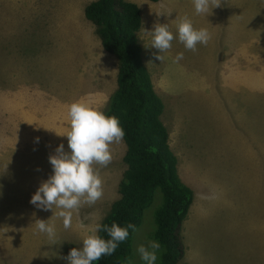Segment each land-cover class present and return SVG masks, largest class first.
<instances>
[{"label": "rangeland", "instance_id": "obj_1", "mask_svg": "<svg viewBox=\"0 0 264 264\" xmlns=\"http://www.w3.org/2000/svg\"><path fill=\"white\" fill-rule=\"evenodd\" d=\"M91 1L0 0V264H68L70 250L119 197L124 140L100 168L103 197L74 213L71 228L30 203L52 174L49 156L61 143L68 150L57 134L69 130L61 102L84 94L103 109L116 87V58L84 16ZM130 1L141 8L142 61L164 100L179 176L194 191L178 264H264V0H223L208 17L195 13L192 0ZM184 16L206 27L210 41L193 52L174 40L165 60H156L146 30L169 23L175 32ZM180 52L184 59L174 63ZM160 194L145 208L125 264H144L137 249L155 240ZM36 219L55 222V240L36 230Z\"/></svg>", "mask_w": 264, "mask_h": 264}, {"label": "trees", "instance_id": "obj_2", "mask_svg": "<svg viewBox=\"0 0 264 264\" xmlns=\"http://www.w3.org/2000/svg\"><path fill=\"white\" fill-rule=\"evenodd\" d=\"M157 2L160 0H150ZM84 16L95 26L102 48L116 58V87L103 110L116 116L125 130L126 165L114 200L101 224L137 226L156 189L161 203L154 213L153 238L163 251L157 264H178L183 255L180 225L193 203V190L180 178L178 159L169 144L163 122L165 104L156 93L150 73L142 61L138 33L142 27L139 6L130 0H93ZM110 256L95 264H125L131 252L134 231ZM106 239L107 234L100 233Z\"/></svg>", "mask_w": 264, "mask_h": 264}, {"label": "clouds", "instance_id": "obj_3", "mask_svg": "<svg viewBox=\"0 0 264 264\" xmlns=\"http://www.w3.org/2000/svg\"><path fill=\"white\" fill-rule=\"evenodd\" d=\"M222 2L223 0H192L195 13L207 17L213 13V9L221 7ZM170 13L171 11L166 14ZM146 31L150 34V43L145 46L158 50L153 55L160 62L165 60V54L173 47L174 40L183 44L185 49L195 52L198 45L206 46L211 39L210 31L206 27H196L188 16L179 20L175 32L171 30L169 23H156L152 30ZM183 59L184 53L180 52L173 62L179 63ZM67 115L69 130L63 134L55 132L67 137L68 150L61 143L55 154L49 156L52 174L39 184L30 199V203L37 209L52 211V216L61 218L65 229L71 228L73 214L83 205H93L103 197L100 168L111 163V146L121 143L125 136V130L116 116L108 115L103 109L85 102L71 103ZM36 139L39 142V138ZM35 228L50 240H55L57 232L54 221L36 219ZM130 229L136 231V226L131 223L125 226L116 222L110 226L95 223L83 236L81 246L70 250L68 264H95L102 257L112 255L128 239ZM102 232L107 234V239L100 234ZM160 249L161 243L152 240L147 246L140 245L137 252L144 264H157Z\"/></svg>", "mask_w": 264, "mask_h": 264}, {"label": "crops", "instance_id": "obj_4", "mask_svg": "<svg viewBox=\"0 0 264 264\" xmlns=\"http://www.w3.org/2000/svg\"><path fill=\"white\" fill-rule=\"evenodd\" d=\"M134 2V1H133ZM135 3V2H134ZM151 3H153L154 4V2H152L151 1ZM155 3H158V1L157 2H155ZM140 8V7H139ZM140 10H141V8H140ZM141 16H142V12H141ZM143 18V17H142ZM143 21V20H142ZM144 63V62H143ZM115 89V88H114ZM113 89V90H114ZM112 93V92H111ZM110 93V94H111ZM109 94V95H110ZM109 97V96H108ZM77 101H82V102H85L86 103V97H85V95L83 94V95H81V96H79V98H78V100H75L74 102H77ZM71 103H73V102H70V103H62L61 102V105H65L66 107H68ZM54 117H55V119L53 120V123L55 124V125H57V111H56V109L54 110ZM191 188V187H190ZM194 192V191H193ZM221 193V192H220ZM198 201H199V199H198ZM200 202V201H199ZM198 211L199 212H201L202 211V208H201V206H200V209H198ZM260 248H262L263 249V251H264V244L262 245V246H260ZM181 260V259H180Z\"/></svg>", "mask_w": 264, "mask_h": 264}]
</instances>
